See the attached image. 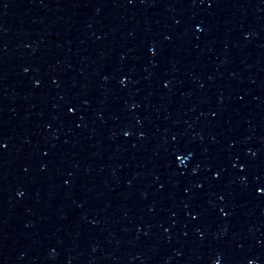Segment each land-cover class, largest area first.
Segmentation results:
<instances>
[{
  "label": "water",
  "instance_id": "95a60500",
  "mask_svg": "<svg viewBox=\"0 0 264 264\" xmlns=\"http://www.w3.org/2000/svg\"><path fill=\"white\" fill-rule=\"evenodd\" d=\"M0 264H264V0H0Z\"/></svg>",
  "mask_w": 264,
  "mask_h": 264
}]
</instances>
